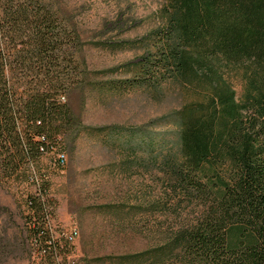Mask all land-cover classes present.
Masks as SVG:
<instances>
[{"label":"trees","instance_id":"1","mask_svg":"<svg viewBox=\"0 0 264 264\" xmlns=\"http://www.w3.org/2000/svg\"><path fill=\"white\" fill-rule=\"evenodd\" d=\"M162 1L151 76L186 97L168 182L197 211L154 248L163 264H264V0ZM71 25L54 0H0V185L28 180L73 124L60 101L81 82ZM44 196L26 202L32 236L51 251Z\"/></svg>","mask_w":264,"mask_h":264},{"label":"rangeland","instance_id":"2","mask_svg":"<svg viewBox=\"0 0 264 264\" xmlns=\"http://www.w3.org/2000/svg\"><path fill=\"white\" fill-rule=\"evenodd\" d=\"M54 2L82 42L74 56L81 82L64 95L73 124L29 166L28 180L0 185V264H163L167 251L154 247L197 211L168 182L185 94L178 82L151 76L164 3ZM41 191L52 213L46 229L59 242L51 251L30 230L26 201ZM74 229L64 242L60 233Z\"/></svg>","mask_w":264,"mask_h":264},{"label":"built area","instance_id":"3","mask_svg":"<svg viewBox=\"0 0 264 264\" xmlns=\"http://www.w3.org/2000/svg\"><path fill=\"white\" fill-rule=\"evenodd\" d=\"M60 101H61L62 103H65V97H61V98H60ZM65 162H66V156L63 155V154H60V155L58 156V163H59L60 165H64ZM77 235H78V232H77L76 229H74V230L71 231L70 233H68V232H62V233H60V237H61L66 243H68V244L72 243V241L77 237ZM43 252H45V251L43 250Z\"/></svg>","mask_w":264,"mask_h":264}]
</instances>
